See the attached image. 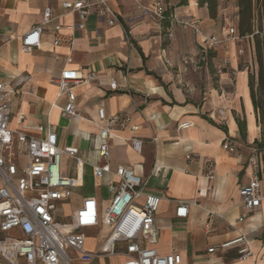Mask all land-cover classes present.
<instances>
[{"label": "crops", "instance_id": "crops-1", "mask_svg": "<svg viewBox=\"0 0 264 264\" xmlns=\"http://www.w3.org/2000/svg\"><path fill=\"white\" fill-rule=\"evenodd\" d=\"M65 1L74 0H0V80L10 81L23 74L31 77L20 87V93L11 98L12 127L16 125L18 114L23 113L33 134L45 138L49 126H53L59 135L60 148L73 146L80 150V163L68 156L62 160L64 173L73 178L79 175L81 184L70 200L58 205V221H70L73 211L86 198L96 197L101 206L109 200L98 191L102 187L108 190L111 177L107 176L104 178L107 181L99 186L94 183L93 192L81 195L73 209L65 214L61 212L64 206L71 205L75 195L91 185V180H99L94 176L93 164L103 161L90 139L104 125L98 117L99 108L104 107L108 117L125 114L131 118L127 126L108 140L109 163L114 168H134L146 182L144 192L162 198L156 218L159 241L154 246L160 255L176 251L183 257L182 264H253L255 258L258 264H264V205L240 222L244 213L240 190L251 179L248 158L259 147L262 130L249 81L250 68L240 71L238 56L241 49L253 59L256 40L244 39L243 45L233 41L227 49H205L191 29L177 24L175 37L170 40L165 36V26L137 18L140 10L133 0L111 1V8L119 19L113 26L108 25L106 17L93 14L85 30H73L71 26L81 20L78 15L62 9ZM141 1L149 4L151 0ZM162 1L178 18H199L207 36L221 35L232 22L238 25L239 31L237 4L231 9H221L218 17L211 18L209 9L200 7L199 0H191V3L186 0L184 4V0ZM253 2L256 4L258 0ZM255 7L254 29L264 32V28H260L261 23L264 24V7L261 2ZM47 8L52 9L57 18L53 25L63 26L62 33L67 39L72 37L73 45L64 42L55 47L54 34L48 29L44 31L40 47L29 54L22 53L21 37L42 23ZM193 42L202 54H216L221 59L214 63L216 73L210 77L198 80L192 72L187 73L195 69L194 66L182 63L189 51L196 52ZM226 59L230 61L229 66ZM252 62L249 60L250 64ZM65 69L79 70L83 75L91 72L99 75L98 81L76 87L75 104L82 118L61 114L67 99L65 95L59 96L60 89L54 80L59 79ZM208 79L216 86L206 90L199 88V84ZM111 83H116L118 89H112ZM221 112L225 113V120ZM239 121L245 124V138L241 135ZM185 122L191 126L181 129L180 125ZM72 124H75L73 140L68 144L64 132ZM38 126L44 128L43 132L34 129ZM133 138L143 141L142 153L132 148ZM226 142L235 148L234 152L225 150ZM188 155L194 157L193 162L187 159ZM205 157L216 163L213 182L204 177L202 160ZM179 202L189 204L187 220L177 219ZM110 231L111 228L102 224L85 229L86 249L95 253ZM239 235L250 240L255 257L241 259L236 248L208 253V248L232 241ZM2 238L0 231V240ZM119 248L124 250L125 245ZM126 260L120 255L100 257L91 264H125Z\"/></svg>", "mask_w": 264, "mask_h": 264}, {"label": "built area", "instance_id": "built-area-1", "mask_svg": "<svg viewBox=\"0 0 264 264\" xmlns=\"http://www.w3.org/2000/svg\"><path fill=\"white\" fill-rule=\"evenodd\" d=\"M112 0H74L62 2V9L71 15H78L80 22L71 26L77 30H85L89 17L99 14L107 18L108 25L118 23V16L111 8ZM137 2L140 13L138 19L163 26L168 19L169 26L165 28L166 37H175L174 26L191 29L199 37L205 49L225 48L233 41H242L253 36L264 38V32L255 31L252 35L241 37L238 25L232 22L221 35L207 36L203 32L201 20L192 16L178 18L175 13L167 15L169 9L162 0H151L144 4ZM256 1V0H253ZM263 1V0H261ZM43 21L33 26L21 37L22 53H31L42 45L41 38L45 30L54 34V46L64 42L73 45L72 37L66 38L62 33L63 26L53 25L57 18L52 9L47 8ZM162 53H164L162 51ZM239 53H243L240 49ZM72 58L69 62H72ZM166 64H170L167 60ZM226 64L229 66L230 61ZM30 75H18L10 81L0 80V240L1 264H75L76 262L93 263L100 257L124 256L125 264H182L183 257L176 251L164 256L154 248L158 243V225L156 218L162 201L161 196L145 193V180L136 174L132 167L114 168L109 163L110 149L108 140L118 130L123 129L131 121L127 115L108 117L104 107L99 108L98 117L104 124L96 136L90 139L98 150L103 163L93 164L94 176L101 180L110 176L108 192L110 198L105 206L99 200L86 198L79 208L73 211L70 221H58V205L70 200L76 188L80 187L79 175L68 177L62 169L65 156L81 162L80 150L73 146L59 147V135L53 126H49L45 138L31 132L32 127L26 123L23 113L15 118L16 125L12 127L13 111L11 98L20 93V87L30 80ZM99 80L97 73L83 75L79 70L65 69L54 83L65 95L67 102L61 108L63 117H81L76 101V87L83 83ZM112 89H118L116 83H111ZM226 119L224 112H221ZM185 122L181 129L190 127ZM43 132L41 126L35 127ZM135 152L142 153L143 141L131 139ZM225 150L234 152L235 148L229 142L224 143ZM15 157V158H14ZM190 162L194 157L187 156ZM204 177L208 182L216 179V163L203 158ZM251 179L241 187L243 197L241 206L244 213L240 222L247 220L254 212L264 205V146L255 148L248 158ZM211 189V187H209ZM190 214L189 204L179 202L177 219L187 220ZM100 224L111 228L102 246L91 253L86 249L85 229L98 227ZM207 228L209 226L207 225ZM20 232L11 236L13 232ZM125 245L121 250L119 246ZM237 249L241 259L255 257L250 247V240L245 235H239L234 240L208 248V253L218 250ZM255 258L253 264H258Z\"/></svg>", "mask_w": 264, "mask_h": 264}, {"label": "rangeland", "instance_id": "rangeland-1", "mask_svg": "<svg viewBox=\"0 0 264 264\" xmlns=\"http://www.w3.org/2000/svg\"><path fill=\"white\" fill-rule=\"evenodd\" d=\"M234 4L235 5L237 4V6H240L239 0L236 1V3L235 2L233 3V0H217L216 17H218V15L220 14L221 9H223V8L228 9V7H230V9H231ZM263 6H264V4H263ZM240 13H241V11H240ZM232 19H233V16H232ZM232 19H230V20H232ZM240 20H241V17H240ZM260 41L263 42L264 38H261ZM238 44L243 45V40L239 41ZM193 47H194L196 52L192 53L191 51L188 50L189 52L186 54L187 58H185L182 62V63H185V65H191V66H194V68H195V69L191 68V71L189 70V71H187V73L190 74L192 72L193 77L198 79V80L200 78L205 79L206 77H210L211 76L210 74H213V72L216 73L215 69L213 71L214 63L216 61L221 60V59L217 58L216 54H208V55L202 54L200 52V50L196 47L195 42H193ZM244 47L246 49L247 45L244 44ZM191 49H192V47H191ZM223 51L224 50H222V52ZM263 52H264V50L261 48V52H260L261 56H260V54L258 53V50H257V41H256V52H255L256 55L255 56L252 55L253 59L251 56H249L247 51L246 52L244 51V53H239V56H238V69L240 71H245V70L247 71V67L250 68V69H248L249 81L253 86V88H252L253 96H254V99L256 100V105L258 107V110L256 113H258L260 115L259 116L260 120H258V122L260 123L261 130H262L261 131V136H262L261 141H264V80H263V82L261 81L262 76L264 77V53ZM249 60H253L252 64L249 63ZM260 60H262V62H263L262 67H261ZM212 76H214V75H212ZM206 81H207L206 83L201 82L199 84L200 85L199 88L206 90L208 88L211 89V88H214L216 86L215 83H211L210 79H208ZM74 125L75 124L68 126V128L64 132V135H66V141L68 144L71 143L73 140L72 134L74 131ZM104 181H107V180L101 179V180H95V182L93 180H91V185L84 188L83 192L80 191L79 195H75V197L71 201V205L69 207L64 206L61 209V212L63 214H65L66 213L65 211H69V210L73 209L77 205V201L80 199L81 195H84L85 193H88V192H93L94 183L97 184L96 186H99L98 184H102ZM98 182H100V183H98ZM98 191L101 192V195H103L104 199H109L111 196V195H109V192L105 187L98 189ZM13 235H15V234L12 233L11 236H13Z\"/></svg>", "mask_w": 264, "mask_h": 264}, {"label": "trees", "instance_id": "trees-1", "mask_svg": "<svg viewBox=\"0 0 264 264\" xmlns=\"http://www.w3.org/2000/svg\"><path fill=\"white\" fill-rule=\"evenodd\" d=\"M186 2V0L183 1V4ZM259 2L262 3V6L264 4V0L261 1V0H258V2L256 4H254L253 0H239V4H240V17H241V20L239 19V35L241 37H244L246 35H252L254 34V26H255V15H254V12H255V6L259 4ZM207 6V8L209 9L210 11V16L211 18H215L216 17V7H217V0H200L199 1V6L200 7H203V6ZM264 7V6H263ZM171 12L168 11L167 12V15H170ZM264 22V21H263ZM163 25L165 26V28H167V26H169V20L167 19ZM260 28L263 29L264 28V24L261 23L260 25ZM252 38H254L256 41H257V50H258V53L260 54L261 56V41L259 37L257 36H253ZM264 53V52H263ZM260 63H261V67L263 66V62L262 60H260ZM264 80V77L262 76L261 78V81L263 82ZM251 87H252V84H251ZM253 96V94H252ZM253 99H254V96H253ZM254 102H255V99H254ZM239 128L241 130V135L243 138L246 137V130H245V124L241 121H239ZM259 146H264V141H261L259 142L258 144Z\"/></svg>", "mask_w": 264, "mask_h": 264}, {"label": "bare ground", "instance_id": "bare-ground-1", "mask_svg": "<svg viewBox=\"0 0 264 264\" xmlns=\"http://www.w3.org/2000/svg\"><path fill=\"white\" fill-rule=\"evenodd\" d=\"M190 3H191V0H190ZM191 5V4H190Z\"/></svg>", "mask_w": 264, "mask_h": 264}]
</instances>
